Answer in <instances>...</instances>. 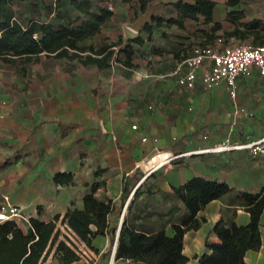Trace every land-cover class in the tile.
<instances>
[{
    "label": "crops",
    "instance_id": "0c3cea01",
    "mask_svg": "<svg viewBox=\"0 0 264 264\" xmlns=\"http://www.w3.org/2000/svg\"><path fill=\"white\" fill-rule=\"evenodd\" d=\"M172 1L153 4L154 14L175 15ZM215 1L217 8L219 2H227ZM221 18L216 10V19ZM150 28L143 25L128 31L112 20L106 23L93 40H120L123 46L128 42L135 52L126 63L122 51V60L114 59L103 69L79 58L45 52L25 71L0 59V203L8 201L28 216L59 217L58 228L85 242L62 221L68 207L73 203L82 207L84 195L98 182L97 195L118 200L126 180L138 174L141 179L134 181L124 206L114 249L133 193L148 176L156 184L155 192L140 196L146 208L139 221L152 230L165 228L168 234L174 233L183 210L178 206L183 203L174 202L164 192H172L195 175L227 181L237 190H262L264 154L253 156L249 148L201 149L225 137L246 142L264 135V75L257 69L240 74L236 97L225 82L207 86L198 78L193 87L183 85L179 80L187 70L184 61L197 47L228 43L217 36L219 30L216 37L207 39L203 29L208 27L193 20L181 26L155 22ZM138 34L142 41L129 40ZM209 64L208 60L199 68L200 75ZM158 150L178 156L156 166L165 155ZM59 172L66 176L58 181L55 175ZM200 215L205 218L201 226L184 234L186 264H198L211 251L208 242L220 241L211 231L223 215L244 224L251 218L244 206L222 199L207 203ZM19 225L27 231L29 221ZM260 228L262 245L247 252L248 264H264V210ZM100 237L102 248H89V252L96 255L97 264H109L112 254H104L110 248V236L100 234L93 240ZM40 264H58L55 248ZM115 264L142 263L116 259Z\"/></svg>",
    "mask_w": 264,
    "mask_h": 264
},
{
    "label": "trees",
    "instance_id": "16d2710c",
    "mask_svg": "<svg viewBox=\"0 0 264 264\" xmlns=\"http://www.w3.org/2000/svg\"><path fill=\"white\" fill-rule=\"evenodd\" d=\"M120 1L129 3L139 16L161 0H27L28 6L22 10L18 9L20 0H0V59L25 71L29 63L39 60L40 54L45 52L79 58L86 65L96 64L103 69L114 59L122 60L120 53L124 51V61L129 63L135 50L128 42L123 46L120 40L103 43L93 40L112 20L116 14L115 5ZM247 1L227 0L228 19L237 26H243L244 32L254 34L256 40L253 44H264V19L243 21L247 15ZM171 4L176 10L175 15L164 17L153 12L152 20L145 23L144 28L150 30L151 23L155 22L181 26L185 21L193 20L205 24L208 28H204L203 33L207 39H213L223 27V23L216 19L215 0H174ZM90 39L91 42L84 43ZM129 40L142 41L143 37L138 34ZM63 176L66 174L59 172L55 179L59 181ZM140 179L138 174L129 177L118 200L108 195H97L101 182L96 183L84 195L83 206L73 203L62 221L89 245L97 235L108 234L111 245L104 255H111L124 206L133 191L134 181ZM155 186L148 176L135 189L128 204L129 215L119 230L117 260L130 259L142 264H186L189 257L183 251L184 234L201 226L205 218L200 211L214 199L244 206L251 218L244 224L223 215L211 231L220 237V241L208 242L211 251L205 252L198 264H248L245 260L247 252L261 247L264 187L258 192L237 190L227 181L195 175L174 187L172 192H164L174 202L183 203V206H178L183 210L178 223L174 224V233L168 234L165 228L152 230L139 221L146 208L140 196L155 192ZM58 219L45 220L32 214L27 231L13 219L1 221L0 264H40L54 248L58 264H72L79 260L78 251L65 239H59Z\"/></svg>",
    "mask_w": 264,
    "mask_h": 264
},
{
    "label": "built area",
    "instance_id": "2783aa9c",
    "mask_svg": "<svg viewBox=\"0 0 264 264\" xmlns=\"http://www.w3.org/2000/svg\"><path fill=\"white\" fill-rule=\"evenodd\" d=\"M110 7L113 8L112 4ZM222 42V39H220ZM210 62L209 67L200 75L198 70L206 62ZM187 67L186 73L180 78V83L188 87H193L198 78L207 86L218 85L225 82L230 94L236 97L237 78L240 74H251L257 69L261 75H264V44L255 45L251 42L226 44L222 47L217 45L199 46L195 49L193 55L184 61ZM136 127V125H133ZM249 148L253 156L264 154V135L246 142L233 140L231 137H225L213 146L202 151L224 152L231 149ZM165 152L164 158L157 165H166L178 155L158 150V153ZM154 165V166H155ZM13 219L19 224L29 216L25 215L18 206L5 201L0 203V222ZM117 245H115L109 264H115Z\"/></svg>",
    "mask_w": 264,
    "mask_h": 264
},
{
    "label": "rangeland",
    "instance_id": "374dc122",
    "mask_svg": "<svg viewBox=\"0 0 264 264\" xmlns=\"http://www.w3.org/2000/svg\"><path fill=\"white\" fill-rule=\"evenodd\" d=\"M20 1L21 4L18 5V9H25L28 6L27 0ZM115 9L116 14L112 19V23L115 25L121 24L128 31L135 30L132 25L137 21L139 16L136 15L131 5L129 3H123L120 1L115 5ZM152 9L154 10L153 5ZM217 11L222 17L220 21L223 23V28L218 31V37L223 38V40L228 44L255 42L256 36L254 34L244 32L245 30L243 26L239 27L232 20L228 19L227 2H219ZM246 13L247 15L243 21H249L255 18L264 19V0H248L246 3ZM59 229L61 232V238L70 243L78 251L80 258H83V260L79 261L78 264H97V257L96 255L94 256L91 252H89V248L96 251L100 250L104 244L102 243V237H100L98 240H93V243L89 245L86 242L78 240L77 238L70 237L69 235L65 234L61 228Z\"/></svg>",
    "mask_w": 264,
    "mask_h": 264
},
{
    "label": "water",
    "instance_id": "95a60500",
    "mask_svg": "<svg viewBox=\"0 0 264 264\" xmlns=\"http://www.w3.org/2000/svg\"><path fill=\"white\" fill-rule=\"evenodd\" d=\"M153 17V9L152 7H150L146 12H143L139 15V18L137 19V21L132 25V27L135 30H140L141 27L147 23L150 22L152 20Z\"/></svg>",
    "mask_w": 264,
    "mask_h": 264
}]
</instances>
